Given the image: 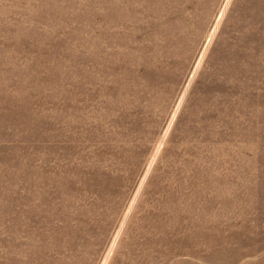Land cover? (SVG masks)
<instances>
[{
    "label": "rangeland",
    "instance_id": "obj_1",
    "mask_svg": "<svg viewBox=\"0 0 264 264\" xmlns=\"http://www.w3.org/2000/svg\"><path fill=\"white\" fill-rule=\"evenodd\" d=\"M0 264H264V0H0Z\"/></svg>",
    "mask_w": 264,
    "mask_h": 264
}]
</instances>
